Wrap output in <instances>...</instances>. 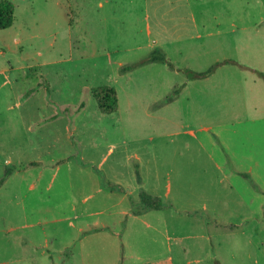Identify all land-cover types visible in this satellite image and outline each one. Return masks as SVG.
I'll use <instances>...</instances> for the list:
<instances>
[{
  "label": "rangeland",
  "instance_id": "rangeland-1",
  "mask_svg": "<svg viewBox=\"0 0 264 264\" xmlns=\"http://www.w3.org/2000/svg\"><path fill=\"white\" fill-rule=\"evenodd\" d=\"M8 1L15 11L12 26L0 31V178L7 165L20 173H43L38 183L62 201L56 211L39 214L32 207L42 186L29 190L30 179L19 183L21 189L0 187V264H165L158 260L162 229H139L141 244L154 250L147 254L145 246L136 260L119 259L116 238L115 252L100 239H79L87 225L115 216L122 207L98 193L83 202V195L97 188L93 180L76 177L90 174L88 167L98 182L129 191L137 188L138 165L144 189L156 183L166 205L168 180L173 192L182 178L183 189L195 196L185 204L189 207L212 198L207 194L228 190L223 187L227 172L254 175L264 188V78L257 74L264 75V0ZM154 48L176 68L202 72L234 60L247 69L219 66L210 77L187 82L180 96L164 105L163 99L186 82L184 73L151 63L121 74ZM103 85L117 93L112 115H102L90 93ZM25 109L61 118L28 133V118H37L23 115ZM69 120L73 138L65 130ZM62 157L69 158L66 166L47 167ZM78 161L88 165L85 171L77 169ZM29 162L42 164L30 170ZM79 182L81 193L70 189ZM235 185L256 186L241 177ZM26 201L27 206L20 205ZM252 210L217 215L235 223L251 219ZM200 215L208 220L206 212ZM174 227L188 232L186 226ZM242 227H208L215 248L202 240L182 253L171 242L172 264H264V211L257 223L245 221ZM33 245L41 246L38 259L24 261L33 255Z\"/></svg>",
  "mask_w": 264,
  "mask_h": 264
},
{
  "label": "crops",
  "instance_id": "crops-1",
  "mask_svg": "<svg viewBox=\"0 0 264 264\" xmlns=\"http://www.w3.org/2000/svg\"><path fill=\"white\" fill-rule=\"evenodd\" d=\"M197 1V0H195ZM185 4H187V0H185ZM122 74V73H121ZM187 85V83H186ZM185 88V87H184ZM172 90V89H170ZM181 92V91H180ZM181 93L178 94L176 98L180 96ZM168 104V103H167ZM166 105V104H164ZM163 105V106H164ZM162 107V106H161ZM66 112L63 111V114ZM116 113V112H115ZM22 114L26 116H32V114H35V118H37L35 121H32L28 118V133L35 132L33 129V126H37L39 123L42 125H38L37 128L40 126H44L46 124H51L53 122L58 121L60 117L57 113H52L51 115H48L44 117L43 115H40V112L38 110H32V109H25L22 111ZM112 115V114H111ZM31 120V121H30ZM72 122L69 120L67 123V126L65 127L66 133H68L69 136L74 137L75 132V126L72 125L73 130L69 127V125ZM72 144V142H70ZM31 144V143H30ZM32 148V147H31ZM109 152V151H108ZM71 156V155H70ZM68 157H62L58 159L57 161H52L47 167H50L51 170L57 171L59 168L66 166V164L69 162ZM35 163L37 166H31L30 164ZM41 162H29L27 163L26 168L30 170L38 169L41 166ZM77 166V169L80 171H85L88 167L84 162L85 166H82L83 164L79 161L75 163ZM138 166V165H137ZM46 167V168H47ZM44 168V167H43ZM90 169V174H85L79 172L76 177L79 179H83V182H91L93 180L95 188V193L92 194V190L89 191V195L84 194L83 195V202L86 203L88 199H92L93 195L99 194V197H102L103 199H115L117 201V204H120L122 207H119L117 214L115 216H106L105 219H101L102 221L98 222L95 221L93 224L87 225L85 229L80 231L79 239L83 238L84 242H87L90 239H100V242L106 243L108 242L113 246L114 252L116 251V245L114 243V238H116L119 241V244L117 246V256L120 260L122 259H128L132 258V260H136L141 258L140 254H145V246H147V254H149V250H154L150 245H145V243L142 242L141 244V238L139 237V229L140 228H147L148 230H154L156 233L160 232V229L163 230L164 234V246L161 245L160 249L162 252L159 254L158 260H162L163 262H167V264H172L173 261V249L171 242H174L175 245H180V251L182 253L187 252L189 247L196 245H200L202 240H206L210 242L211 246L215 248L214 244V235L207 232V228L210 226H214L216 229H220V227H228L230 229L236 228V230L242 229L243 224L245 221L247 222H253L257 223V217H261V213L264 211V188L257 182V179H255L254 175L249 174V176L246 178L243 175H239L236 173L227 172L228 176L224 177V182L226 183L223 185V187H226L225 191H214L212 194H207L206 196L212 197V198H206V199H198V202L196 204H193L192 206H186L187 201H189L190 198H193L192 194H188V191L183 189L182 187V178L180 179L179 184V190H174L171 192V184L170 181H167V188L165 190L166 194L165 197L169 198L170 201H168L167 205L171 206V209L163 208L160 210H148L143 213H135L139 202V192L141 190H144L147 194L151 196H155L158 198H162L163 195L158 192V188L156 183L151 184L150 187H147V190H145V184L143 180L141 179L140 184H137L136 178L135 183L137 185V188L132 183V187H130L129 191L125 189V187L119 185V184H113V185H119L123 192H110L107 188L101 187V182H98L99 179L97 176H95V172L92 171V167H88ZM27 171V170H26ZM94 173V174H93ZM241 173V172H240ZM244 173V172H242ZM64 175V174H63ZM63 175H57L59 177H62ZM43 173H29L22 171L14 170V172L7 178V180L1 185V186H7L8 188H14V189H21L23 185L19 184L20 182H26L30 179L34 181V184L32 186H28V189L31 190L35 188L36 186L40 187L42 186V189L44 191L39 192L41 194V197L39 201H36L32 207V210L36 213L42 214L43 212H54L59 208V197L58 200L56 197H52L49 193V187L45 185H40L38 182L41 181L43 177H45ZM14 177L16 178V181L14 182ZM53 178L55 175L52 176ZM70 177V176H67ZM237 177H241L244 180L249 181L251 184L253 181L255 182L256 186L255 188H251L249 186L247 189H236L235 185V179ZM82 182V183H83ZM79 182L76 185H70V189H76L78 193L82 192L83 184ZM82 184V185H81ZM9 185V186H8ZM0 186V187H1ZM46 201H45V198ZM80 198V196H77ZM131 197V198H130ZM75 198V197H74ZM72 203L75 204L72 200L69 199ZM184 202V203H183ZM28 202H21L20 205L27 206ZM50 203V204H46ZM175 203H181V205L177 206ZM46 204V207L45 205ZM20 208V211L23 213V208ZM72 210H74L75 206H71ZM248 207H252V218L251 219H240L239 221L234 222H225L221 221L220 217L217 215L218 212H230L231 209H234L236 211H242L246 212V209ZM136 208V209H135ZM135 209V210H134ZM85 210V208H84ZM30 211V210H27ZM26 211V212H27ZM204 212L207 213L208 220L205 219V217L201 216L200 214H204ZM86 214V213H85ZM89 215H92L90 213ZM96 215V214H95ZM101 215V214H100ZM105 215H109L108 213H105ZM74 219V218H73ZM254 219V221H252ZM207 220V221H206ZM250 220V221H248ZM35 224H40L38 221ZM252 224V223H250ZM25 227H29L31 225L25 223ZM176 226L178 229H180L182 226H186L188 229L187 233H184L183 231L179 232L175 228ZM101 233L102 235H99ZM106 233V234H104ZM101 236V237H99ZM185 239H189L192 242L189 244V246L184 244ZM195 239H198V242L195 241ZM103 240V241H101ZM26 243V242H21ZM41 248V246H34L31 248V258L24 259V261L27 260H37V253L38 250ZM160 251V250H159ZM70 253L68 254L69 257ZM67 257V260H68ZM53 258V255H50L48 257L49 260ZM64 262V261H63Z\"/></svg>",
  "mask_w": 264,
  "mask_h": 264
},
{
  "label": "trees",
  "instance_id": "trees-1",
  "mask_svg": "<svg viewBox=\"0 0 264 264\" xmlns=\"http://www.w3.org/2000/svg\"><path fill=\"white\" fill-rule=\"evenodd\" d=\"M14 11L15 7L12 2L8 0H0V31L6 30L10 28L13 24L14 20ZM151 63H160L165 66H167L170 70H177L181 73H184L186 75V82L179 85V87L175 88L173 92L170 94V96L163 99L164 104L171 103L180 91L186 86L187 82L202 80L205 78L210 77L214 72L215 69L219 66L232 64L240 69H247L245 66H242L240 64H237L234 60H224L219 63H215L211 65L208 69L202 72H195L187 69L182 68H176L174 64H172L166 57V55L158 48H154L151 52H149L145 57L141 58L140 60L131 63L129 65L124 66L121 69V73H128L131 72L139 67L151 64ZM259 77L264 78V75L261 72H257ZM91 96L93 97L98 111L102 115H111L114 114L117 111L118 108V98L116 90L107 85L98 86L90 91ZM31 166H37V164L32 163ZM135 178L137 184H140L141 177L138 171V166L135 165ZM15 167L14 166H5L4 172L2 177L0 178V186L7 180V178L14 172ZM98 172V171H97ZM99 173V172H98ZM244 177H248V175L242 174ZM101 186L103 188H107L110 192H123V189L119 186L115 185H104L103 182L101 183ZM139 209L135 210L133 212L135 213H143L148 210H160L163 208L171 209V206L166 205L161 201L160 198L151 196L147 194L145 191L141 190L139 192ZM207 221V220H206Z\"/></svg>",
  "mask_w": 264,
  "mask_h": 264
}]
</instances>
